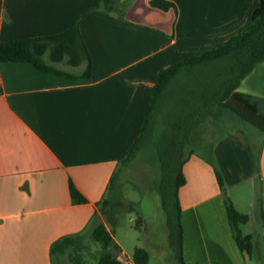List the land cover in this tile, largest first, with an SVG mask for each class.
<instances>
[{"label": "crops", "instance_id": "crops-1", "mask_svg": "<svg viewBox=\"0 0 264 264\" xmlns=\"http://www.w3.org/2000/svg\"><path fill=\"white\" fill-rule=\"evenodd\" d=\"M101 1L102 9L80 24L92 59L90 77L84 76L85 62L76 67L67 59H47L75 76L70 77L29 62L0 61V264H57L53 247L59 240L85 235L88 250L98 222L110 229L99 203L139 138L160 73L242 34L260 5L259 0H167L175 6L165 11L151 0H0V44L61 33ZM262 64L238 91L254 96L264 113L263 96L249 83ZM218 108L215 123L194 129L190 145L198 146L183 166L187 182L179 200L186 264L264 259L261 237L256 246L253 234H245L253 237L252 256L240 250L226 205L228 197L244 214L230 189L259 180L264 224V132L245 121L219 139L217 120L228 108L221 113ZM209 155L221 163L226 193ZM71 184L88 202L73 201ZM250 213V220L258 218ZM115 240L122 259L127 254Z\"/></svg>", "mask_w": 264, "mask_h": 264}, {"label": "trees", "instance_id": "trees-1", "mask_svg": "<svg viewBox=\"0 0 264 264\" xmlns=\"http://www.w3.org/2000/svg\"><path fill=\"white\" fill-rule=\"evenodd\" d=\"M259 3L252 16V24L242 34L203 54L180 60L160 73L139 138L121 162L123 166L131 164L145 147L157 149L163 173L161 191L168 216L170 243L179 264H186L179 190L187 182L183 166L194 150L191 148L187 152L194 129L206 119L216 118L215 108L223 105L264 132V113L258 101L254 96L238 91L242 80L264 62V0H259ZM104 4L101 1L98 6L84 12L61 33L1 43L0 61L29 62L40 71L70 77L75 76L57 69L48 60L57 63L67 59L70 65L76 67L85 62L84 76L90 77L92 59L80 24L86 15L101 10ZM151 5L165 11L175 6L167 0H151ZM211 156L209 158L215 165L220 188L226 193L223 175ZM119 180L118 171L111 179L108 197L99 203L112 228L108 229L103 222H98L91 231L90 238L102 245L101 255L94 264H124L119 259L122 250L115 240L119 210L125 204ZM70 192L75 203L88 202L74 184H71ZM226 205L238 247L252 256L255 249L253 237L241 230V225L250 221L249 215L237 211L228 197ZM143 224L142 217L136 219L138 228ZM82 248H85V235L68 236L55 243L53 252L65 257ZM133 260L135 264H149V251L136 248Z\"/></svg>", "mask_w": 264, "mask_h": 264}, {"label": "rangeland", "instance_id": "rangeland-1", "mask_svg": "<svg viewBox=\"0 0 264 264\" xmlns=\"http://www.w3.org/2000/svg\"><path fill=\"white\" fill-rule=\"evenodd\" d=\"M249 83L253 86L254 92L263 96L261 100L262 104H264V64L257 67L256 73L252 76ZM222 107V105L219 106V113H221ZM226 113L227 116L220 115L217 120L219 139L228 132L227 128L230 126L237 128L246 124L244 120L231 110L228 109ZM210 123H215V119L211 117L206 119L202 128H209ZM197 146V142L193 143L187 148V152L191 148H197ZM216 164L223 175L224 182H226L221 170V163L216 161ZM162 174L158 151L155 147H145L131 164L127 166L121 164L119 184L122 185L121 191L125 204L119 210L120 214L115 227V236L131 260L134 258L136 248L141 247L149 251V264H179L170 243L168 216L161 191ZM254 186L249 185V182H245L237 188H231L230 195L233 198L240 199L244 214L248 215L252 212L254 215H258V218L252 217L247 224L241 225L243 234H253L257 246L260 237L264 241V224L260 220V196L257 195L261 188L259 180L255 181ZM253 190L255 194L257 193L254 197L255 209L250 206L253 200ZM139 217L144 220L141 228L136 226V219ZM263 241L262 243L264 244ZM101 252L102 245L89 240L88 250L77 249L73 251L71 256L63 258L59 256L56 262L57 264H94L100 257ZM257 257L256 255L253 258L247 257V264H264V259H258Z\"/></svg>", "mask_w": 264, "mask_h": 264}, {"label": "built area", "instance_id": "built-area-1", "mask_svg": "<svg viewBox=\"0 0 264 264\" xmlns=\"http://www.w3.org/2000/svg\"><path fill=\"white\" fill-rule=\"evenodd\" d=\"M121 257V256H120ZM120 259V258H119ZM124 264H135L134 261H132L128 256H123L122 259H120Z\"/></svg>", "mask_w": 264, "mask_h": 264}]
</instances>
